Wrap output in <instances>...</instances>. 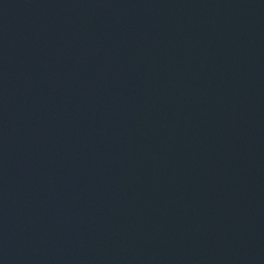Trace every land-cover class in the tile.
Masks as SVG:
<instances>
[{
    "label": "water",
    "instance_id": "obj_1",
    "mask_svg": "<svg viewBox=\"0 0 264 264\" xmlns=\"http://www.w3.org/2000/svg\"><path fill=\"white\" fill-rule=\"evenodd\" d=\"M0 264H264V0H0Z\"/></svg>",
    "mask_w": 264,
    "mask_h": 264
}]
</instances>
